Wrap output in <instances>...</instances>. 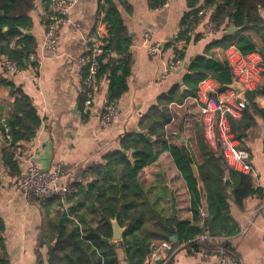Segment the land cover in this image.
Returning <instances> with one entry per match:
<instances>
[{"label": "crops", "instance_id": "1", "mask_svg": "<svg viewBox=\"0 0 264 264\" xmlns=\"http://www.w3.org/2000/svg\"><path fill=\"white\" fill-rule=\"evenodd\" d=\"M114 3L120 12L131 43L130 71L126 77V89L115 100L118 116L110 126L102 128L98 125V116L108 101L106 78L97 83L90 110L84 112L82 106L83 83L78 57L95 41L92 29L96 22L98 0L76 2L67 15L66 23L59 29L56 51L53 54L41 48L45 24L51 10L50 8L48 11L44 10L37 1L35 8L30 12L32 24L29 32L36 39L35 49L40 62L33 70L28 67L10 77L5 75L0 66V76L13 82L29 95L41 118L34 137L17 145L42 169H54L58 166L63 187L61 196L46 200L28 197L23 192L12 190L9 187L10 183L18 175L12 165H17L7 158L4 151L5 140L0 132V220L4 224V229L0 233L2 238L0 253L4 251L9 264H51L47 243L55 245L58 233L68 230L71 226L70 222H61L63 210L58 207L57 198L64 201L67 218L76 222L82 233L88 232L90 228L103 221L101 213L87 204L74 209L75 203H65L72 184L80 182L86 186L91 178L82 176V173L92 165L103 163L106 154L120 149L123 137L140 132L141 118L176 85L181 87L180 93L177 94L181 100L168 104L172 118L165 126L166 139L169 142L183 144L192 156L191 166L197 178V189L200 194L199 208H205L203 185L195 163L198 157L197 137L200 131H203L199 116L200 102L196 95L181 98V92L185 88L183 77L192 57L205 54L215 59H225V50L214 41L220 40L222 33L227 30H217L216 38L213 39L201 35L199 24L195 31L201 37L186 44L182 64L164 75L167 59L173 54L172 48L163 47L158 55L150 56L146 52V46L150 42H160L164 46L167 41H172L176 37L180 19L187 9L185 0H168L162 7L156 9L148 7V0H114ZM261 13L264 16L263 9ZM75 23L80 24L79 28L74 25ZM102 32L104 28L100 27L98 34ZM177 46L181 48L182 44L177 43ZM259 54L263 61L264 54L263 57L260 52ZM111 55L115 54L111 52ZM245 91L240 93L244 100ZM13 97L9 88L0 84V103L7 105ZM253 101L264 109V94H256ZM8 115V109L5 107L3 119ZM236 140L238 147L249 151L255 183L264 190V118L256 115L254 126L247 129L242 138L236 137ZM139 182L143 188L140 197L148 199L152 204V208H147V216L152 214L150 224L153 222L155 227L159 228L160 224L167 222L172 215L178 220H192L190 192L168 151H162L155 162L143 168ZM88 201L89 199H86V202ZM173 202L176 205L175 213L172 212ZM228 212L240 228L239 232L230 238L231 247L238 261L233 260L235 264H264L262 238L264 193L262 197L258 195L247 197L241 207L229 200ZM170 222L174 226L172 233L177 235L173 219H170L166 226ZM121 227L123 234L126 225ZM167 231V240L152 239L151 246L155 247L161 241H171L169 236L172 233L168 229ZM104 240L113 245L119 263L128 264L126 253L119 245L121 239L115 244L112 236ZM182 246V244L175 246L176 249L169 262L167 261L168 264H217L218 253L215 250L206 253L192 251ZM214 252L216 253L213 254ZM158 262L152 258L151 253L145 259V264Z\"/></svg>", "mask_w": 264, "mask_h": 264}, {"label": "trees", "instance_id": "2", "mask_svg": "<svg viewBox=\"0 0 264 264\" xmlns=\"http://www.w3.org/2000/svg\"><path fill=\"white\" fill-rule=\"evenodd\" d=\"M37 1L44 10L48 11L49 8L51 10L52 0H0V58L6 57L15 61L22 69L36 67L35 63L28 61V55L34 52L36 47V39L29 31L32 24L30 12L35 8ZM167 1L148 0V7L160 8ZM185 2L187 9L180 19L176 37L163 46L171 47L173 54L178 58H183L185 46L190 40L195 41L201 37L195 31L202 20L198 15L200 9L209 10V18L216 30H228L230 26L238 28L226 35L223 32L220 40L214 41L222 50L234 45L242 54L257 50L263 57L264 16L261 10L264 9V0H185ZM100 27L104 28V32L99 35ZM92 34L95 41L90 44L99 43L102 48L95 74L96 84L102 78H106L108 101L115 102L126 89V77L130 71L131 38L114 0H98ZM179 41H182L181 48L177 46ZM111 52L115 55L112 56ZM262 64L264 66V60ZM206 78L213 79L220 88L230 84L233 73L227 60L215 59L205 54L192 57L183 77L185 88L181 92V98L196 95L199 83ZM0 84L7 86L14 96L7 105L0 103V132L4 131L2 116L4 108L7 107L9 115L3 121L8 127L11 143L18 144L23 140H30L41 123L35 106L29 95L13 82L0 76ZM180 88L177 85L172 87L167 96H162L157 105L148 109L139 123L140 132L123 137L120 149L106 154L103 163L92 165L82 173V176L91 178L86 186L80 182L72 184L65 203H75L74 209L87 204L101 213L103 221L90 228L88 232L82 233L78 224L67 218L64 201L57 198L58 207L63 210L61 222H70L71 226L68 230L58 233L55 245L47 243L51 264H120L113 245L104 240L112 236V218L116 219L119 225H126L119 245L126 253L128 264H145L146 257L154 248L151 246V240L155 238L167 240L166 225L170 219H173L178 235V240L173 242V246L182 244V247L192 251L207 253L215 248L208 242L194 240L197 234L207 232L210 235L231 237L239 232L240 228L228 212L229 200L241 207L247 197L253 195L262 197L264 190L255 183L252 174L230 167L220 152L209 145L201 130L197 137L198 157L195 159L205 197L206 214L201 216L197 178L191 166L193 158L183 144L169 142L166 139L165 126L172 118L168 104L181 100L177 96ZM256 94H264V81L255 90L244 92L245 107L239 117L228 116L231 130L238 138H242L247 129L254 126L256 115L264 118V109L253 101ZM164 150L170 153L190 192L193 218L178 220L172 215L158 228L153 222L150 224L152 214L147 216V208H152V204L148 199L140 197L143 188L139 177L143 168L155 162ZM4 151L7 158L12 160V155L6 147ZM12 167L18 174L17 166ZM86 199L89 201L86 202ZM3 229L4 224L0 220V233ZM1 241L0 235V243ZM223 248L225 255L237 261L230 241L224 242ZM0 264H9L4 251L0 253Z\"/></svg>", "mask_w": 264, "mask_h": 264}, {"label": "built area", "instance_id": "3", "mask_svg": "<svg viewBox=\"0 0 264 264\" xmlns=\"http://www.w3.org/2000/svg\"><path fill=\"white\" fill-rule=\"evenodd\" d=\"M78 0H52L51 14L49 21L45 25L41 48L47 53L53 54L56 51L57 35L59 29L68 19L67 15ZM264 10V9H263ZM198 15L202 17L200 21L201 35L216 38L217 30L209 18L208 9H200ZM79 28L80 24H74ZM178 43L182 44V41ZM163 45L160 42H150L146 46V52L150 56H156L162 52ZM102 53L99 43L89 44L83 54L78 57L81 66L80 77L84 96L83 111L87 112L93 105L95 97L98 58ZM225 59L231 67L233 78L242 85L243 91L255 90L264 77V66L257 50L242 54L234 46L230 45L225 50ZM28 61L40 62L39 57L34 52L28 55ZM182 64V59L172 54L166 62L164 75L173 71ZM0 66L7 77L21 73L15 61L6 57L0 58ZM36 67H32L31 70ZM241 91V92H243ZM235 89L227 87L220 88L213 79L206 78L198 85L196 94L200 102V120L203 126V134L206 141L214 149L220 152L226 163L234 170L253 174L254 170L250 164L249 151L246 148L238 147L234 132L231 130L228 116L239 117L245 107L244 98ZM118 116V107L114 101H107L103 110L98 116V125L106 128L113 124ZM4 131L2 136L5 140V147L11 153L12 160L19 168L16 178L10 183V188L14 191L23 192L28 197H36L39 200L51 199L61 196L62 186L60 183L61 170L57 166L54 169H42L31 156H29L17 144H12L8 134V127L3 121ZM201 216H205V208L200 209ZM231 237L223 235H210L207 232L197 234L194 240L208 242L218 253L217 264H235L227 255L223 243L230 241ZM262 238L264 240V231ZM172 241H161L151 252L154 260L158 264H166L170 256L175 251Z\"/></svg>", "mask_w": 264, "mask_h": 264}, {"label": "water", "instance_id": "4", "mask_svg": "<svg viewBox=\"0 0 264 264\" xmlns=\"http://www.w3.org/2000/svg\"><path fill=\"white\" fill-rule=\"evenodd\" d=\"M237 29H238L237 27L231 26V27L228 28L227 31H225V35L228 34V33H233ZM29 34H30V32H29ZM227 87L233 88L237 92L243 91L242 85L240 83H238L234 78H232V81H231L230 84H227ZM148 137L151 139L150 136H148ZM129 159H131V158H129ZM225 178L227 179L228 176L226 175ZM172 212L173 213L176 212V205H175L174 202L172 203ZM112 221H113L112 222V224H113L112 240L114 241L113 244H115L117 240L121 239V235H122L123 228L121 226H119V224L117 223L116 219H113ZM167 229L171 233L174 232V226L172 225V222H170L168 224ZM169 240H171V241H177V235L175 233H172L169 236ZM215 253L216 252H214L213 254H215Z\"/></svg>", "mask_w": 264, "mask_h": 264}, {"label": "rangeland", "instance_id": "5", "mask_svg": "<svg viewBox=\"0 0 264 264\" xmlns=\"http://www.w3.org/2000/svg\"><path fill=\"white\" fill-rule=\"evenodd\" d=\"M175 124H177V121H176V123Z\"/></svg>", "mask_w": 264, "mask_h": 264}]
</instances>
